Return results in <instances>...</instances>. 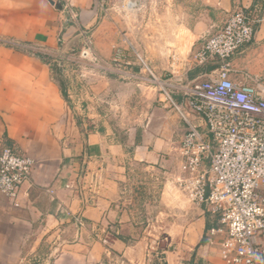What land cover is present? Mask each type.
<instances>
[{
	"label": "crops",
	"instance_id": "obj_1",
	"mask_svg": "<svg viewBox=\"0 0 264 264\" xmlns=\"http://www.w3.org/2000/svg\"><path fill=\"white\" fill-rule=\"evenodd\" d=\"M67 1L75 11L73 17L48 0H0V146L14 143L36 160L16 206L0 195V264H106L110 252H122L137 226L131 164L140 166L150 177L161 178L158 198L163 207L152 205L150 195L144 192L146 208L168 214L180 205V198L171 195L168 186L180 189L176 179L182 173V162L170 153L178 151L184 124L162 133L148 123L123 137L115 127L102 123L97 128L94 120L85 125L77 116L79 110L68 106L50 65L41 57L50 58L73 31L90 27L109 5L126 0ZM165 5L185 10L181 26L191 53L232 10L251 8L253 2L166 0ZM261 38L264 7L252 43ZM4 40L19 45L9 46ZM24 46L32 47L31 55L23 51ZM241 59H236L237 63ZM189 67L193 68L188 77L204 70ZM194 120L204 130L202 120ZM175 131L181 134L179 140ZM175 164L180 166L178 170ZM158 176L151 177V183L155 185ZM142 189L148 193V188ZM189 208L193 217L183 226L182 245L187 248L183 263L223 264L218 246L208 242V230L216 224V217L194 204ZM77 215L85 222L82 228L74 221ZM85 227H106L118 235L106 246L92 239Z\"/></svg>",
	"mask_w": 264,
	"mask_h": 264
},
{
	"label": "built area",
	"instance_id": "obj_2",
	"mask_svg": "<svg viewBox=\"0 0 264 264\" xmlns=\"http://www.w3.org/2000/svg\"><path fill=\"white\" fill-rule=\"evenodd\" d=\"M59 1L73 17L71 3ZM260 8L259 3L252 9L236 7L202 38L190 53L193 66L204 68L195 76L188 77L186 70L174 80L161 79L139 63L184 123L178 146L182 173L176 183L188 200L216 217L208 242L218 246L223 264H264V83L232 63L253 42ZM207 65L213 67L206 70ZM35 164L14 143L0 146V195L14 206ZM74 221L85 225L79 216Z\"/></svg>",
	"mask_w": 264,
	"mask_h": 264
},
{
	"label": "rangeland",
	"instance_id": "obj_3",
	"mask_svg": "<svg viewBox=\"0 0 264 264\" xmlns=\"http://www.w3.org/2000/svg\"><path fill=\"white\" fill-rule=\"evenodd\" d=\"M124 4L115 1L90 27L73 31L54 56L50 60L45 59L52 68L51 75L58 83L65 81L66 102L71 109L76 107L75 110H79L77 116L85 125L94 120L97 128L102 123L115 127L122 137L148 123L162 133L171 127L176 130L177 126L184 124L182 119L161 99L158 86L150 81L147 70L136 71L135 67L140 68L142 60L156 76L170 80L192 70L193 67H189L193 66L190 41L181 26L186 12L181 8L167 7L166 0H126ZM4 41L14 43V47L19 45L11 40ZM246 47L248 54L237 55L232 60L233 66L261 77L264 83V38ZM24 48L25 53L32 54L31 46ZM239 58L242 59L237 63ZM178 132L175 131L174 135L177 140L181 135ZM177 154L178 151L171 150L173 159L179 157ZM174 166L177 170L180 168L177 164ZM130 168L131 181L136 186L133 200L138 208L135 236L126 241L125 251L118 254L110 252L106 256V264H185L187 248L182 245L183 226L193 217L188 213L193 204L188 202L176 183L179 190H171V186L168 190L180 198V205L175 206L178 209L168 211V214L154 213L146 208L144 203L147 200L142 195L145 192V195H150L152 205H160L161 178L152 175V178H159L154 180V185L152 178L140 166L131 164ZM139 184L148 188L149 194L146 189L139 188ZM140 208L144 212L141 213ZM85 228L92 239L106 246L113 238L106 227ZM104 238L108 243L102 242Z\"/></svg>",
	"mask_w": 264,
	"mask_h": 264
},
{
	"label": "trees",
	"instance_id": "obj_4",
	"mask_svg": "<svg viewBox=\"0 0 264 264\" xmlns=\"http://www.w3.org/2000/svg\"><path fill=\"white\" fill-rule=\"evenodd\" d=\"M255 3H259V5L261 7L260 8V11L257 13V16L259 17L260 16V13H261V10L264 7V0H254L253 5ZM252 8H253V6H251L250 9H252ZM254 28H255V31H256V29H257V23L255 24ZM41 57L43 58V61H45V62H47V60H45V59H49L50 60V58H46V57L44 58V56H41ZM212 67H213V65H207L205 68H206V70H210ZM50 68H51V66H50ZM197 68L198 69L199 68L201 69L202 67H197ZM51 70H52V68H51ZM197 72H198V70H197ZM59 85H60V88H61V93H62L63 98L66 101H68V99H67V92H66V89H65V81L64 80H60Z\"/></svg>",
	"mask_w": 264,
	"mask_h": 264
},
{
	"label": "water",
	"instance_id": "obj_5",
	"mask_svg": "<svg viewBox=\"0 0 264 264\" xmlns=\"http://www.w3.org/2000/svg\"><path fill=\"white\" fill-rule=\"evenodd\" d=\"M52 5H54L55 8L57 9H61V2L59 0H48ZM136 71H139L140 68L139 67H135Z\"/></svg>",
	"mask_w": 264,
	"mask_h": 264
}]
</instances>
